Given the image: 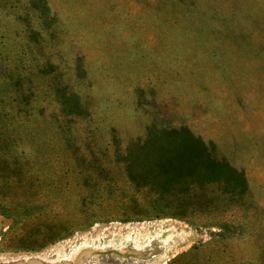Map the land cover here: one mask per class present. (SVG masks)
Returning a JSON list of instances; mask_svg holds the SVG:
<instances>
[{"label": "rangeland", "instance_id": "1", "mask_svg": "<svg viewBox=\"0 0 264 264\" xmlns=\"http://www.w3.org/2000/svg\"><path fill=\"white\" fill-rule=\"evenodd\" d=\"M47 1L57 28L38 43L19 0L0 6V141L29 155L43 210L74 230L27 252L0 214V264H264V0ZM47 62L88 116L64 117L36 73ZM181 126L247 185L160 197L131 183L117 154ZM1 171L0 197L20 194Z\"/></svg>", "mask_w": 264, "mask_h": 264}, {"label": "trees", "instance_id": "2", "mask_svg": "<svg viewBox=\"0 0 264 264\" xmlns=\"http://www.w3.org/2000/svg\"><path fill=\"white\" fill-rule=\"evenodd\" d=\"M10 1L0 0V6L5 7ZM19 1V9H27L20 19L32 28L30 35L33 41L38 43L43 27L56 30L58 19L47 0H30L27 5ZM78 69L81 70L80 67ZM36 73L49 81L52 99L65 118L88 116L79 94L59 79L56 66L50 62L45 65L39 63ZM42 112L43 110H38L39 115ZM66 141L71 142L69 138ZM14 146L11 141H0V151H4L0 156V169L2 173H7L3 179L10 185L16 180L22 191L18 195L0 197V214L10 221L5 236L19 238L24 251L39 252L65 239L74 229L71 222L58 221L56 216H49L43 210L45 206L40 199L41 189L29 182L34 162L28 154L17 151ZM72 148L78 159L79 149ZM214 149V143L204 141L187 126H181L151 128L144 140L130 143L125 152L117 155L131 183L149 186L160 197H182L186 194V197H191L188 193L194 186H206L215 181H223L225 184H232L233 181L237 185H247L244 173L229 162L216 158ZM41 162L42 167L47 168L51 161L43 159ZM96 170L100 173V170ZM79 222L80 225L92 223L85 220Z\"/></svg>", "mask_w": 264, "mask_h": 264}, {"label": "bare ground", "instance_id": "3", "mask_svg": "<svg viewBox=\"0 0 264 264\" xmlns=\"http://www.w3.org/2000/svg\"><path fill=\"white\" fill-rule=\"evenodd\" d=\"M82 252H84V251H82ZM86 252V251H85ZM81 254V253H80ZM90 254V253H89ZM80 256V255H79ZM85 258H83V260H84ZM80 261H82V260H80ZM40 263V262H39Z\"/></svg>", "mask_w": 264, "mask_h": 264}]
</instances>
